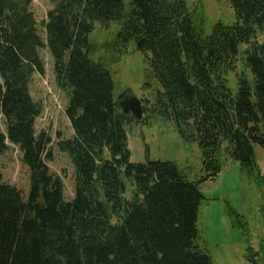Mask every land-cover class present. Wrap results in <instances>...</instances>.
Listing matches in <instances>:
<instances>
[{
    "label": "trees",
    "instance_id": "trees-1",
    "mask_svg": "<svg viewBox=\"0 0 264 264\" xmlns=\"http://www.w3.org/2000/svg\"><path fill=\"white\" fill-rule=\"evenodd\" d=\"M127 1L57 0L40 23L43 41L33 0H0V157L8 144L16 147L29 182L23 197L0 171V264H212L199 244L200 185L236 162L264 188L254 154V146L264 149V41L256 38L264 33V0H226L235 21L215 23L209 35L189 0ZM111 22L119 25L115 44L133 43L149 62L155 112L198 146L194 180L170 161L130 162L133 117L114 100L110 73L90 57L94 24ZM44 48L68 96L73 134L57 147L74 167L70 200L46 164L50 138L34 128L41 105L29 85L44 74ZM254 256L247 247L246 259Z\"/></svg>",
    "mask_w": 264,
    "mask_h": 264
},
{
    "label": "rangeland",
    "instance_id": "rangeland-1",
    "mask_svg": "<svg viewBox=\"0 0 264 264\" xmlns=\"http://www.w3.org/2000/svg\"><path fill=\"white\" fill-rule=\"evenodd\" d=\"M56 1L33 0L30 5L38 34L43 41L45 33L40 23ZM188 6L192 13L203 19L204 35H209L217 22L235 21L226 0H189ZM118 30L119 25L114 22L108 26L95 23L88 42L94 48L90 54L91 59L98 60L110 73L114 100L130 91L141 101L144 121L139 123L133 118L126 127L130 162L170 161L186 173L188 180H194L200 175L201 168L198 146L196 143L184 141L174 122L155 112L158 86L151 77L149 62L142 52L135 49L133 43H129L125 49L115 44ZM256 38L263 42L264 33H257ZM38 55L43 62L44 74L34 73L29 85L31 98L41 105L34 128L36 134L44 132L49 136L48 148L52 158L46 164L50 173L62 180L64 198L70 200L75 187L74 167L67 154L57 147L60 138L68 139L73 134L65 115L68 96L55 82L53 59L49 51L40 49ZM237 65L239 73L243 68L240 62ZM228 80L235 93L233 73L228 75ZM0 129L5 130L1 119ZM8 146V150L0 157L3 180L15 186L26 197L29 189L28 169L22 164L18 149L10 144ZM254 154L260 174L264 176V149L254 146ZM200 191L204 199L197 220L199 244L210 257L212 264H264V188L254 178L247 177L238 163L228 162L223 164L221 172L214 180L200 185ZM238 215L241 218L238 219ZM237 221L244 223L247 229L241 228ZM247 247L255 255L254 263L245 257Z\"/></svg>",
    "mask_w": 264,
    "mask_h": 264
},
{
    "label": "water",
    "instance_id": "water-1",
    "mask_svg": "<svg viewBox=\"0 0 264 264\" xmlns=\"http://www.w3.org/2000/svg\"><path fill=\"white\" fill-rule=\"evenodd\" d=\"M116 101L123 113L130 114L137 121L142 119L143 109L141 101L133 96L130 91L121 94Z\"/></svg>",
    "mask_w": 264,
    "mask_h": 264
}]
</instances>
